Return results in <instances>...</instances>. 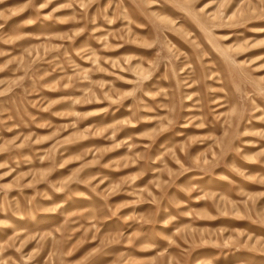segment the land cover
<instances>
[{"label": "rangeland", "instance_id": "1", "mask_svg": "<svg viewBox=\"0 0 264 264\" xmlns=\"http://www.w3.org/2000/svg\"><path fill=\"white\" fill-rule=\"evenodd\" d=\"M0 264H264V0H0Z\"/></svg>", "mask_w": 264, "mask_h": 264}]
</instances>
